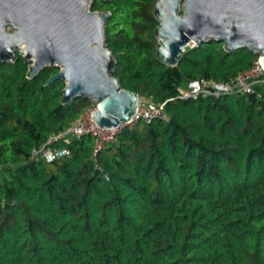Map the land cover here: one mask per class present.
I'll use <instances>...</instances> for the list:
<instances>
[{
	"label": "trees",
	"instance_id": "1",
	"mask_svg": "<svg viewBox=\"0 0 264 264\" xmlns=\"http://www.w3.org/2000/svg\"><path fill=\"white\" fill-rule=\"evenodd\" d=\"M158 0H95L111 12L108 47L123 89L165 104L169 120L126 128L94 152L34 155L91 102L62 104L48 68L0 66V264H264V78L253 92L183 98L189 84L232 82L258 57L212 41L177 67L157 59Z\"/></svg>",
	"mask_w": 264,
	"mask_h": 264
},
{
	"label": "water",
	"instance_id": "2",
	"mask_svg": "<svg viewBox=\"0 0 264 264\" xmlns=\"http://www.w3.org/2000/svg\"><path fill=\"white\" fill-rule=\"evenodd\" d=\"M94 1L0 0V64L22 59L30 80L57 70L46 86L64 83L62 104H99L96 124L114 128L137 114L140 97L115 76L106 36L111 12L92 11ZM154 15L157 59L166 66L177 67L188 47L212 41L228 53L249 50L264 66V0H158ZM10 24L15 32L8 34Z\"/></svg>",
	"mask_w": 264,
	"mask_h": 264
},
{
	"label": "built area",
	"instance_id": "3",
	"mask_svg": "<svg viewBox=\"0 0 264 264\" xmlns=\"http://www.w3.org/2000/svg\"><path fill=\"white\" fill-rule=\"evenodd\" d=\"M264 78V66L258 58L254 66L242 73L235 81L232 82H208L201 81L190 84L191 88L200 90L197 94H189L181 92L183 98H198L199 95H210L216 98L226 94L248 93L253 92L254 80ZM99 104L91 102V105L85 110L81 117L76 120L67 130L54 136L48 144L40 149L33 151L34 155L41 156L48 163L60 160L70 155L67 147L61 146L59 148H52L50 144L64 143L69 144L72 138H81L83 136H92L95 140L94 152L99 153L105 149L109 143H114L118 135L126 128H134L139 124H149L153 120L163 119L169 120V116L165 111V104H155L140 98L138 112L132 117L129 123H122L118 127L105 128L99 127L95 122L96 113L99 111Z\"/></svg>",
	"mask_w": 264,
	"mask_h": 264
},
{
	"label": "flooded vegetation",
	"instance_id": "4",
	"mask_svg": "<svg viewBox=\"0 0 264 264\" xmlns=\"http://www.w3.org/2000/svg\"><path fill=\"white\" fill-rule=\"evenodd\" d=\"M5 31H6V33H8V34H11V33H14L15 32V30H14V28H13V26L10 24V25H8V26H6L5 27ZM16 55L18 56V53H16ZM22 59H20L18 62H16V63H19L20 61H21ZM15 63V64H16ZM15 64H0V66L1 67H12V66H14Z\"/></svg>",
	"mask_w": 264,
	"mask_h": 264
},
{
	"label": "rangeland",
	"instance_id": "5",
	"mask_svg": "<svg viewBox=\"0 0 264 264\" xmlns=\"http://www.w3.org/2000/svg\"><path fill=\"white\" fill-rule=\"evenodd\" d=\"M194 45L191 46V48H193ZM184 93H189V94H197L200 90L197 88V91L196 89L194 88H191V85L189 84L188 87L186 89H183L182 90Z\"/></svg>",
	"mask_w": 264,
	"mask_h": 264
}]
</instances>
